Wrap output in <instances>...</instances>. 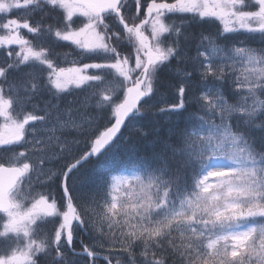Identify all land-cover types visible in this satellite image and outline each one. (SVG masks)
Instances as JSON below:
<instances>
[{
	"label": "snow or ice",
	"instance_id": "snow-or-ice-1",
	"mask_svg": "<svg viewBox=\"0 0 264 264\" xmlns=\"http://www.w3.org/2000/svg\"><path fill=\"white\" fill-rule=\"evenodd\" d=\"M76 257L264 264V0H0V264Z\"/></svg>",
	"mask_w": 264,
	"mask_h": 264
},
{
	"label": "trees",
	"instance_id": "trees-1",
	"mask_svg": "<svg viewBox=\"0 0 264 264\" xmlns=\"http://www.w3.org/2000/svg\"><path fill=\"white\" fill-rule=\"evenodd\" d=\"M252 47H260L262 45V42L259 39L250 40L248 42ZM145 123V122H141ZM176 124H179L180 122L177 120L175 121ZM190 130H198V129H190ZM124 131V143L121 145L120 150L115 153L117 156L114 157V155L106 160L91 162L86 167V175L89 176L92 180L101 182L105 179L106 176H108L109 173H112V165L116 164L115 160L117 158L123 159V155L127 152L130 153L135 162V170H137L136 166L141 163L140 159H137V156L135 155L136 152L140 153L141 158L144 157L145 153H149L150 150L153 147L152 139L155 138L157 140H164L167 137H170L174 131L173 127L171 126V123L167 120H165L163 117H160L159 120L156 122V129L153 133V138H150L148 141H144L140 143V147L134 149L133 152H129V150L124 146L129 139L133 141L135 144L137 142V136L133 131L132 126H130L127 130ZM81 240L84 241V243H89V237L86 235H81ZM78 248L80 249V245L77 244ZM72 257H69L71 259Z\"/></svg>",
	"mask_w": 264,
	"mask_h": 264
},
{
	"label": "rangeland",
	"instance_id": "rangeland-1",
	"mask_svg": "<svg viewBox=\"0 0 264 264\" xmlns=\"http://www.w3.org/2000/svg\"><path fill=\"white\" fill-rule=\"evenodd\" d=\"M131 157H132V156H131ZM129 158H130V156H127V159H129ZM115 161L118 162L119 160L117 161V159H116ZM115 169H116V171H117V170L124 169V168H123V165H122V164L117 163V164L115 165ZM116 171H115V172H116ZM115 172H114V173H115ZM128 172H129V171H128ZM129 173H131V172H129Z\"/></svg>",
	"mask_w": 264,
	"mask_h": 264
}]
</instances>
